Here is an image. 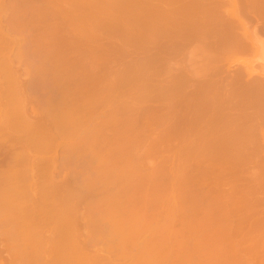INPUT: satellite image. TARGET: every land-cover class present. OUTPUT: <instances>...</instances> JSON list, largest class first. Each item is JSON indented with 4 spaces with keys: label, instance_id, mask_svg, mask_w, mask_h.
Masks as SVG:
<instances>
[{
    "label": "rangeland",
    "instance_id": "rangeland-1",
    "mask_svg": "<svg viewBox=\"0 0 264 264\" xmlns=\"http://www.w3.org/2000/svg\"><path fill=\"white\" fill-rule=\"evenodd\" d=\"M93 1L96 4H99L101 2V4H103V2H113L114 0H74V2L72 0H0V13H2L0 15H2L1 17L5 16V14L7 15L4 18H0L2 19L0 20V127L4 126L5 124L8 127L7 128L4 126L0 128V172L1 170L4 171L7 169V164L4 163L6 162V160L4 159L6 158L7 153L10 154L9 150L11 149L12 145L14 146V152L17 153H21L24 149H29L30 157L40 161V163H42L47 158H52L53 160L51 162L53 168L51 164L48 165V162L50 161H45L48 167L45 164L44 166L48 169L50 167L54 169L55 166L57 172L55 173L57 174L55 175V177L58 182H66L65 184H69L67 187L66 185H64L63 189L65 191H63L64 193L61 191L62 194L59 193L57 199H55V197H51L54 196V194H52L50 197H47L48 195L45 193L46 195L44 194L45 196L43 195L40 200L38 198V201L35 203L46 206L47 208V206H52V204L54 203L52 201L53 203L51 204V201L48 200L55 199V202L57 203H54V205H56L55 207L57 208V204L59 206V203L61 202L59 200L63 201L65 199L67 201V199L69 198H77L75 200H78L77 204L76 202H74L76 204V207L78 205V213L76 214V211L74 212V216L69 217V214L73 213L72 210L75 211V209L72 207L73 205H71L72 202L67 206L64 200V203H60L62 207L63 204H65L63 209L62 207H58L60 211L57 212L51 207L53 209L52 211L46 214L40 212L41 214L39 215V205L37 206V208L34 207L35 204L29 207L30 203L28 204L27 202H25L27 198L25 196L23 197V199L25 200L23 203L28 204L24 207H29L31 212H33L31 210L32 207H34V209H37L36 211H34V217L37 216L35 218L36 220L34 221V219L32 218L33 221L31 220V223L34 222L38 225L43 224V226L47 224V226H45V229L40 230L39 228L41 226L37 228L38 235L40 234L43 237L44 234L45 237H47L46 240L44 239V245L46 247L49 246L47 243V240H49V238L51 240L56 238L54 239L56 241L59 240V238H64V236L66 237L68 233H70L69 235H72L73 233L77 240L80 241V243L78 241L79 244H83L84 242V245H86V242L89 240L88 245H86V250L89 249L88 253H99L100 255L102 254V257L105 255L103 257L104 259L102 258V264H108L112 261H115L117 264H138L142 261L150 262L151 260H153V257H155L156 254L158 255L159 251H161V253L159 252L160 256L158 255L160 257L159 260L162 259L161 257H163L164 264H173L174 261H176L174 264H241L238 262V260H236L237 258L233 253L236 254L237 252L238 255V253L240 252V250L238 249L239 247H241V250L243 249L245 251V249H247L249 245L255 246L254 244L258 242L259 244H256V248H258V246L261 247L258 248L260 250V252L258 251L260 254H257V250L255 253H253L256 249L253 246L247 249L253 250L251 252L253 253V255L257 254V257L253 256L252 253L250 255V252L248 253L247 250L246 253L241 251L242 254L244 253L242 257L244 259L250 258L251 260L254 257L257 259L258 255L259 257L261 255L262 257H260V259H264V250L262 249L264 248V232H262L264 231V180L263 182L261 181V184H259V188H256L258 189L256 194L253 193L255 189L254 187L253 191L251 190L253 195L248 196L250 194L249 187L256 185L255 181L254 183L251 182L254 180V177L251 176L253 173L251 171L256 172V170L250 169L256 168L254 164H256L255 161L258 162L259 158V161L261 162L256 165L258 167L260 166V171L264 173V164L261 166L262 160L264 158V138L262 139L264 135H262V132L264 133V124L261 125L262 121L264 122V98H262V96H264V92L263 94L260 93L262 92L260 90H263L264 88V0H250V2L247 0L250 4V7L251 5L254 7L253 9L255 12L252 11L254 14L247 11L249 5H247V1L245 0V2L239 0L238 4L243 8V11H245L243 12V14L241 13L242 10L239 8V6H237L238 8H236L237 10L235 9L237 13L235 12V10L232 11V9H230L231 5L228 0H149L146 3H127V5L125 6H121V4H118L115 5L114 8L112 7L114 5L113 4L111 5L112 8L110 7L113 10L112 13L116 12L118 13V15H120L119 13H122V15L125 14L123 15L125 17L121 19L118 18L116 20L114 19L115 21L113 20V22L110 20V17L107 20H104L102 17L106 15H102L101 11H99L100 9H96L97 5L95 6L94 4V11L98 13H96L98 15V18L93 22L90 21L89 18V20L87 19L88 15L92 14L93 12V5L91 4ZM242 2H244V4ZM109 4L111 3L109 2ZM211 4H215V6L217 5L218 14L215 16L208 15L209 11H203L204 7H207L208 5L211 6ZM108 5L106 6L108 7ZM150 5L155 6L153 11L151 9V11H149L150 13L148 12L147 15L145 13L146 16L144 15L143 17L135 18L134 14H137L138 16V13L140 14L141 12L145 11V9ZM238 9H240L239 13ZM250 9L252 8H249V10ZM228 10L233 14L230 15L231 13H228ZM257 11L259 12L256 15L255 13ZM234 12L236 14H234ZM141 14L140 16H142ZM115 16L118 17L117 14ZM11 18L12 20H10ZM111 18H113V16ZM78 20H80L79 22H83V24L81 25V23H79V27L76 28L75 26L78 24ZM232 20H234V22ZM238 20L241 21V25L242 23L244 24V27L243 25L242 27L245 30L241 27L240 22L238 26L236 25L237 27L235 25H233L235 27L230 25V23L238 24ZM12 21L14 23L15 21H18V23H15L17 25V27L15 26L17 29L10 26L11 24H13ZM75 21L77 23L76 25L73 24L75 23ZM103 22L106 25L109 24L108 26H111L112 24L114 26L113 29L110 31L107 28L105 29V27H101L100 30H102V32H100V35H98L96 38H92L91 36L89 37L88 35L90 34L89 32H91L90 30H94L95 28L100 27ZM11 27L14 29H11ZM166 30L168 31L170 36L169 34H167ZM246 30L247 32H245ZM164 31L166 33H164ZM118 33L124 34L121 36H116ZM144 33L149 39H154L155 41H157L156 43H158L159 41L163 44H128L130 40H138L139 38H141ZM244 33L247 34L244 35ZM182 38H185L186 41ZM166 41L169 43H167ZM178 44L181 46H179ZM242 44H244L245 47L244 45L242 46ZM152 45L154 48L156 47L154 50ZM149 46L152 49H150ZM172 46L175 47L173 48ZM141 47L142 49H140ZM146 50L147 53L145 52ZM152 50L154 51V54ZM155 52L158 54V57L156 56L157 54H155ZM142 64L146 65L143 66ZM253 81H255L256 83L258 82V84L253 83L256 85H252L251 83ZM248 82L251 85L247 84L246 86V84L244 83ZM235 83H237V86H235ZM241 84L247 87V89L249 86V89H251L252 92L249 91V89L245 90L246 88L241 86ZM251 86H254V89ZM193 89H195V91ZM196 89L198 90L196 91ZM258 89L260 90L257 94V92L255 91ZM260 94L262 95L260 96ZM257 95H259L261 98L258 99L259 96L257 97ZM259 100H261L263 103L261 101L258 102ZM252 103L254 106L252 105ZM22 105H26L25 108L22 107ZM25 115L28 117L29 121L25 119L24 122ZM76 117H79V119L81 118V126L78 124V119H76ZM11 119L13 121H16V123H13V121L10 122ZM20 119L22 122H24V124L18 121ZM72 120H77L76 124L79 125V127L77 126V131H75L76 129H73L74 127L70 126ZM7 121L13 123L12 125H17L18 123L20 125H25L26 123H30V128H22V125L20 126L18 124L17 126H20L21 129L16 127L17 130L14 128L13 130L11 129L9 122ZM41 123H43L45 126ZM123 124L124 128L122 127ZM200 126H202V128ZM232 126L235 127V129H233ZM259 126H262L263 128H260ZM44 127H46V129ZM127 127H129L130 129L128 130ZM48 128L49 131L47 132ZM98 129H100L101 131L103 130L102 132L104 133H101V131ZM115 129L116 131H114ZM192 129L195 133L194 136L196 134L202 135V133L205 132H207L208 135L210 134L209 136H206L205 133V136L206 138L208 137L207 139L211 144L209 145L212 147H210L209 145L208 146L212 151L215 150L214 144L218 140V142L220 141L218 149H220L222 153H226L227 151L228 154V151L230 149L226 147L228 144H230L233 155L231 157L230 153V158L227 159L226 157L229 162L223 159L225 160V163H229L227 165H230L231 163L233 165V161L235 162L239 159L242 161V158L245 157L246 154H248L251 150L253 151L250 154H253V152L255 151L254 149H256L257 151L254 152L256 155L253 154L255 157H252L251 159L250 154L249 156L247 155L248 157L245 158L249 159L246 160L244 158L245 160H243L246 161L244 163L239 160L240 164L238 162L237 164L240 168H238L237 164L236 168L233 165L235 170L237 169L235 171L236 173H233L234 170L232 169L234 168L230 166L229 172L232 170V173L230 174L228 172L225 174V176H223L224 178L222 179L224 180L216 181L217 177L214 178V175L218 174H215L214 172H216V170H220L218 165L217 168H215L217 162L220 163V161L216 162L214 160L216 162V164H214L215 162H213V159L211 160L214 154L215 156L217 155L216 152L213 151L214 154H211V158L210 156L208 157L210 160V165L208 164L210 166V169H206V171L203 170H205L204 167H208V162L203 159L202 160L204 161V163L201 161L203 154L200 153L201 157L199 158L198 153H196L197 156L194 153V159H192L194 164L192 163V160L188 158V154L190 153H188V144L190 147L189 136ZM241 130L243 132H241ZM259 130L261 131V133L259 132ZM227 132L230 135L227 134ZM100 133L101 135L103 134V136H105L104 140L103 136H100ZM120 133L122 135L121 137L119 136ZM161 133L166 136L164 137ZM170 133H173V136H170ZM205 136H201V140H204ZM255 136L258 138H255ZM124 137L127 139H125ZM195 137L197 138L198 136L196 135ZM206 141H204V143ZM35 142H37L36 145H40L43 148L41 149V151L40 146L39 149L35 148V145L32 146V143L34 144ZM186 142L189 143L187 144ZM198 144H196V149H198L200 145L202 146V144H199V146H197ZM221 144L227 145H225L226 147L223 146L222 148L220 146ZM109 148L111 149V151ZM202 149L200 148V151L203 153L206 150V146L205 150ZM210 149H208L207 152ZM172 150H176L177 152H173ZM197 152H199V150ZM256 152L258 153V155ZM222 153L219 156H222L223 158L224 156L222 155ZM176 155L179 156L177 157ZM203 157L205 158L206 156L203 155ZM107 158L110 159V161ZM111 162H113V164ZM166 163L168 165H165ZM176 163L178 165H176ZM191 164L192 166L195 165L194 168L191 166L192 169H190L189 167ZM223 164L221 165L223 166ZM119 167H121L122 170ZM158 168L163 171L161 172ZM223 168L228 171L227 168H229V166H223ZM238 169L239 171H242L239 172ZM221 170L220 172L224 171V169L222 171ZM249 170L251 173H248ZM208 171L209 173L207 174ZM197 172H199L201 175ZM181 173L183 176L181 175ZM222 174L220 175L222 176ZM236 174H239V177ZM249 174H251L250 176L252 177V180L250 179L251 177L249 178L250 180H247V178L243 177L245 181H248L244 182L241 179L242 176L248 177ZM79 176L81 178H79ZM256 176L255 178L258 177ZM262 176L264 177V174ZM93 178H95L96 180H93ZM17 179L19 180V177L11 180H6L4 179V177H0V254L2 255V257H0V262H3L4 264H11L10 260L12 258L10 257V255L13 256L11 254V249L12 252L14 249L13 244L18 243L21 249H23L25 247L23 245L24 240L26 244V241H29L28 237H31L28 234L30 231H27L29 229L28 226L31 223H29L27 227L25 224L27 223L26 220H28V214H30L31 212L28 213L27 210L29 209L23 207L24 204H21V200H19L21 201L20 204H17L19 203V201L17 200L18 202L16 201V203L13 198V195H15L18 191V188H16V190L14 189L15 186L20 180H23L22 178L19 181H15ZM64 179H66V181H64ZM118 179H121L120 181L123 183H121ZM125 179L127 181H125ZM219 179H221V177ZM258 179L259 178H257L256 182L258 181ZM34 180L36 181L35 183H37V187H44L48 182V178L43 175L35 177ZM11 181H15L17 183L15 184L13 182L14 186L12 185V187L10 184ZM124 181L126 183H124ZM173 181L175 184L173 183ZM109 182H111V184L113 182V185H111ZM249 182H251L252 184H250ZM8 183L10 184V189L12 187V189H14L15 191L9 189V186H7ZM19 184L21 186L22 183L20 182ZM83 184L86 187H84ZM160 184L162 185V189H160L161 193L159 191V188H161ZM155 185H157V188ZM165 185L167 186V188H165ZM194 185L196 188L193 187ZM142 186L144 187V189ZM3 187H6L5 193ZM150 187L152 190L150 189ZM256 187L258 186L256 185ZM198 188L200 189L197 190ZM189 189L193 192H190ZM232 189H234V191L236 190L235 193L232 192ZM7 190H9V192H14L13 195H11L12 192L10 193L9 198L7 196V194L9 193L7 192ZM19 190L22 191L23 189ZM90 191L92 192V194ZM148 192H150V194ZM202 192H204L203 195ZM106 193L108 195H106ZM147 193L149 194V196ZM162 193L164 194L163 197L161 196L163 195ZM211 194H213V196ZM244 194L246 195V197L244 196ZM20 195L21 193L19 194L18 198H21ZM102 195L103 197H101ZM152 195L157 201H155ZM154 195L157 197H155ZM188 195H190L189 198L192 196L191 198L194 201L189 199ZM231 195L232 198L234 197L233 200H231L232 198H229V196L231 197ZM90 196L92 197L91 200ZM107 196L109 197V201H111L110 204L113 208L114 214H119L118 216H120L121 213H124L120 216L122 222L123 217L125 218V221H128V223H131L132 221L134 223V220H138L136 222H141V220H145L147 217L150 218L155 216V218L153 217L152 219L154 223L152 222L153 224L148 225V227L143 226L144 229L141 228L142 226H138L139 228H133L135 226L131 225V229H135V231H133L137 233V235L140 232L141 228L140 237L143 240L138 241L136 237H138L140 234L137 236L134 233V237L136 236V239L134 238L133 242H136L135 240H137L138 242L130 243L127 246L126 250L128 253H126L129 254L131 253V251L133 252V256H131L130 258H127V256H125L126 253L123 254L124 251H120V247H118V245L124 241V239L118 238V236L121 235L118 234V231L125 230V232L128 234V232L131 231L129 228L130 226L128 224H125L124 226L122 225L123 227H119L122 223L119 222L120 220H118L120 224L116 222L117 228L116 226L115 228H113L111 224L107 223L109 220H113L111 219L113 218V215L111 216V218L110 214L108 215V211L111 210H103V206L106 207V203H108ZM117 196L120 197V199L117 198ZM175 196L177 197L176 199ZM208 196L210 199L208 198ZM105 197L107 200L105 199ZM121 197H124V201ZM193 197H195V199ZM6 198H8V200ZM166 198L168 201L166 200ZM184 198L186 199V201L184 200ZM201 198L203 199V201ZM10 200L12 203L14 201L15 204L9 203ZM93 200L95 203L93 202ZM114 200H119V203L115 202ZM68 201L69 202L67 203L69 204L70 199ZM204 201L207 203H205ZM146 202H151V205L153 206H151L150 203H147L148 206H151L147 207V204H145ZM114 203H117V206H115ZM208 203H210V205L207 209L206 204ZM16 204L20 206H17ZM95 204H98L99 206ZM141 204H145V206L143 205V207ZM164 204H170L171 207L170 205L168 207H170V209L173 208L172 211L169 208H166L167 206H164ZM173 204L175 205L173 206ZM190 204H192L193 206H191ZM235 204H237V209ZM69 206H71L73 209ZM93 206H96L95 212H93ZM120 206L121 208L126 207V209L122 211ZM190 206L194 208L190 209ZM198 206L201 208H199ZM214 206L215 209L213 208ZM97 207H100V209ZM136 207H138V210ZM195 208H197L198 210H196ZM230 208L232 209L230 210ZM160 210L162 214L160 213ZM178 210L183 214L179 213ZM40 211H43L42 208L40 209ZM44 211H48V208L46 210L44 208ZM151 211L154 212L151 213ZM170 211L171 213H169ZM208 211H210V213ZM187 213H189L190 215H188ZM256 213L258 214V216ZM157 214L159 215L157 216ZM62 215L65 217L67 216L68 218H63ZM186 218L189 221L192 219L191 222H188ZM196 219L197 221H194ZM203 219L205 220L203 221ZM75 221L77 222V225L75 224ZM170 221L171 223L172 221L175 222L171 224ZM260 222L263 225H260ZM34 223L30 225V230L31 226L35 225ZM167 223L169 224L167 225ZM198 223H201L202 226ZM206 224H208L207 227H203L206 226ZM71 225L74 228H71ZM112 225L114 226L115 222ZM239 225L243 227V230L240 229L242 228L241 226L238 227ZM253 225H255L256 228ZM75 226L77 227L76 229ZM246 226H248L249 228ZM251 226L254 228V232L251 231ZM260 226H262V229L260 228ZM36 227L37 225L35 226V228ZM69 227L70 230H68ZM168 227L169 229H167ZM35 228L33 229L34 236L36 235ZM63 229H65L64 231H67V234L65 232H62ZM71 230L73 231L72 233ZM115 230L117 231L116 233ZM157 231L158 235L159 233H161L162 237L164 235V239L159 238L163 241L162 245L158 240L160 246L157 244L158 242L155 243V241H157V239L155 240V238L158 236L156 235ZM249 231H251L253 237H257V235H260L261 240H257L259 239L257 238L255 241H253V239L255 238L250 236L251 233ZM132 233L131 235H133ZM244 233L245 235H243ZM31 234L32 233H30V235ZM173 234L176 235L175 238H177V240L173 238ZM179 234H183L181 235L182 237ZM206 234L208 235V237L205 236ZM212 234L215 236H213ZM26 235L28 239L26 238ZM38 235L35 239L36 241L39 240L38 238H40ZM177 235L179 236V238ZM247 235L249 236V239L250 237L253 238V243H251L250 241H246L248 237ZM153 236H156L154 237L155 241L152 240ZM91 237L93 239H96V237H98L100 241H93ZM120 237H122V235ZM191 237L192 239L190 242ZM241 238H244L242 244L240 243V240H242ZM33 239L34 237H32L31 240L33 241ZM186 239L188 240V242L186 241ZM54 240L50 241V243L54 242ZM174 240L176 241L175 243ZM193 240L195 241V243ZM199 241L201 243H199ZM30 243L31 242L29 241V243L27 244L28 247H26V249L21 250V253H24L23 256H25V258H27L25 254L28 253L27 255H30L28 257L29 259L25 260L26 264H41L42 258L44 256H40V253L43 252L44 254H46L50 252L47 251L45 253L46 247L40 241L39 243H35L33 241V243H31L32 246L29 245ZM210 243L212 244L210 245ZM239 243L241 244V246ZM187 244H189V247H192H187ZM58 245H60V243H58ZM197 245L199 246L198 249ZM210 246L213 248H211ZM20 247L18 249L19 251ZM200 247L203 248L201 249ZM60 248H62V246H59V248L57 247V250ZM44 249L45 251H43ZM157 249L159 250L157 251V253L155 252V255L151 256L150 254L145 256L147 252L149 254V252L151 253L152 251H155ZM188 250L189 252H187ZM192 250L194 252H192ZM209 251L213 252L209 253ZM218 252L223 253L219 255ZM241 252L239 254H241ZM16 253L17 252L15 251V254ZM214 253L217 256L212 255ZM208 254H211L212 256ZM200 256L203 259L200 258ZM122 258L124 260H122ZM238 258L240 257L238 256ZM44 259L45 258H43V260ZM155 259L158 260L157 257L154 258V261ZM254 259L252 260L253 263ZM256 259L255 261H257ZM108 260H110L111 262H108ZM52 261L53 260L47 262L48 264H54L56 262L55 258V262L52 263ZM102 261L100 260V263ZM162 261L158 264L163 263ZM21 262L25 263L24 261ZM252 262L248 263L250 264Z\"/></svg>",
    "mask_w": 264,
    "mask_h": 264
},
{
    "label": "bare ground",
    "instance_id": "bare-ground-1",
    "mask_svg": "<svg viewBox=\"0 0 264 264\" xmlns=\"http://www.w3.org/2000/svg\"><path fill=\"white\" fill-rule=\"evenodd\" d=\"M72 1L74 2V0H72ZM102 1H103V0H102ZM104 1H106V0H104ZM114 1H115V2H114ZM114 1H113V2H112V1H106V2H103V4H101L102 2L99 3V4L102 5V7H101V5L96 4L94 1H93L92 3H91V2H90V3H91L92 5L94 4L95 6H96V5H97V6L99 5L98 7L96 6V9H100L99 11H101L102 15H106V16H107V17L104 16V17H102V18H103L104 20H107V19L110 17V20L113 22L114 19L116 20V19H118V18L121 19V18L125 17V16H123V15H125V14L122 15V13H119L120 15H118V13L115 12V13L117 14L118 17L115 16V15H116L115 13H112L113 10H112L111 8H112V7L114 8L115 5H118V4L120 5V4H121V6H125V5H127V3H128V4H129V3H130V4H133V3H146V2H148L149 0H114ZM228 1L230 2V5H231V6H230V9H232V11H234L236 8H238L237 6H239V5H238V4H239V0H228ZM242 1H244V0H242ZM245 1H247V0H245ZM245 1H244V2H245ZM248 1L250 2V0H248ZM248 1L246 2L247 5H249L247 11L253 13L252 11H254V9H253L254 7H253L252 5H251V7H250V4L248 3ZM258 1H259V0H258ZM109 2H110L111 4H109ZM244 2H242V3L244 4ZM252 2H253V1H252ZM115 3H117V4H115ZM240 3H241V2H240ZM108 4H109V5H108ZM113 4H114V5H113ZM122 4H123V5H122ZM252 4H253V3H252ZM94 5L92 6V7H93V12H92V14L88 15V17H87V19L89 18L90 21H92V22L95 21V20L98 18V15H97L98 13H97L96 11H94V10H95V6H94ZM103 5H104V6H103ZM106 5H108V7H107ZM111 5H113V6L111 7ZM254 5H255V4H254ZM257 6H258V5H257ZM259 6H260V4H259ZM100 7L103 8V9H101ZM105 7H106V8H105ZM110 7H111V8H110ZM262 7H263V5H262ZM104 8L106 9V11H105ZM154 8H155L154 5H150L149 7H147V8L145 9V11H143L144 13L141 12V13H143V14L140 13L142 16H140L139 13H138V16H137V14H134V15H135V18L143 17V16L145 15V13H146V15H147V13H148L149 11H151V9H152V11H153ZM239 8L242 10L241 13L243 14V12H245V11H243V8H242L241 6H239ZM245 8H246V7H245ZM249 8H252L253 10L250 9V10H251V11H250ZM260 8H261V7H260ZM147 9H148V10H147ZM149 9H150V10H149ZM198 9H201V8H198ZM240 9H238V13H239V10H240ZM111 10H112V11H111ZM146 10H147V11H146ZM236 10H237V9H236ZM236 10H235V12H236ZM104 11H105V12H104ZM107 11H110V12H107ZM203 11H209V14H208V15H212V16H215V15L218 14V13H217V5L215 6V4H211V6L208 5L207 7H204V8H203ZM235 12H234V14L237 13V12H236V13H235ZM254 12H255V11H254ZM258 12H259V11H257L255 14L257 15ZM96 13H97V14H96ZM103 13H104V14H103ZM149 13H150V12H149ZM228 13H231V11L228 10ZM247 13H248V12H247ZM263 13H264V12H263ZM0 14H2V13H0ZM114 14H115V15H114ZM232 14H233V13H231L230 15H232ZM253 14H254V13H253ZM14 15H15V14H14ZM14 15H13V17H14ZM108 15H109V16H108ZM134 15H133V17H134ZM146 15H145V16H146ZM237 15H238V14H237ZM248 15H249V14H248ZM256 15H255V16H256ZM1 16H2V15H0V18H4V17L7 16V15L5 14V16H3V17H1ZM11 16H12V15H11ZM112 16H113V18H111ZM7 18H8V17H7ZM16 18H17V17H16ZM105 18H106V19H105ZM89 19H88V20H89ZM91 19H92V20H91ZM236 19H237V18H236ZM236 19H235V20H236ZM242 19H243V18H242ZM0 20H2V19H0ZM7 20H8V19H7ZM10 20H12V18H11ZM13 20H15V19H13ZM115 20H114V21H115ZM240 20H241V19H240ZM240 20L237 21L238 24H235V23H234V24H233V23L231 24V23H230V25H232V26H233V25H235V26L237 25V26H238V25H239V22H240V25H241V21H240ZM79 21H80V20L77 21L78 24L76 23V21H75V23H73L74 25H76V24L78 25V26H77V25L75 26L76 28L79 27V23H81V25L83 24V22H79ZM117 21H118V20H117ZM230 21H231V20H230ZM232 21L234 22V20H232ZM107 22H108V21H107ZM242 22H243V21H242ZM0 23H1V22H0ZM12 23H13L14 25L10 23V24H11L10 26H12V27H15V26H16V27H17V25H16L15 23H18V21H17V22L15 21V23L12 21ZM21 24H22V23H21ZM245 24H246V22H245ZM22 25H23V24H22ZM108 25H109V24H108ZM108 25H106V24L103 22V24H102L100 27H97V28H95L94 30H93V29L90 30L92 33L89 32L90 34H89L88 36H89V37L91 36L92 38H93V37L96 38L98 35H100V32H102V30H100L101 27H103V28L105 27V29L107 28L108 30L111 31V30L113 29L114 26H113L112 24H111V26H108ZM242 25H243V27H244V24H243V23H242ZM242 25H241V27H242ZM232 26H231V27H232ZM235 26H233V27H235ZM237 26H236V27H237ZM12 27H11V29H14V28H12ZM16 27H15V28H16ZM18 27H19V25H18ZM21 27H22V26H21ZM239 27H240V26H239ZM243 27H242V28H243ZM226 28H227V26H226ZM229 28H230V27H229ZM16 29H17V28H16ZM18 29H19V28H18ZM243 29H244V28H243ZM244 30H245V29H244ZM77 31H78V30H77ZM166 32H167V34H169L167 30H166ZM166 32L164 31V33H166ZM173 32H174V30H173ZM245 32H247V30H246ZM81 33H82V32H81ZM183 33H184V32H183ZM123 34H124V33H118L116 36H121V35H123ZM242 34H243V33H242ZM246 34H247V33H244V35H246ZM86 35H87V33H86ZM184 35H185V34H184ZM184 35H183V36H184ZM169 36H170V34H169ZM191 36H192V35H191ZM187 37H189V36H187ZM244 37H245V36H244ZM185 38H186V37H185ZM185 38H182V39H185ZM90 39H91V38H90ZM186 39H187V38H186ZM186 39H185V41H186ZM87 40H88V39H87ZM91 41H92V40H91ZM93 41H94V39H93ZM127 41H129V40H127ZM127 41H126V43H127ZM179 41H180V40H179ZM122 42H123V41H122ZM156 42H157V41H155L154 39H152V40L149 39V38L147 37V35L144 33L143 36H142L141 38H139L138 40H130L128 44L141 43V44H144V45H145V44H154V45H155V44L160 43L159 41H158V43H156ZM162 42H163V41H162ZM166 42H167V41H166ZM183 42H184V41H183ZM167 43H169V42H167ZM173 43H174V42H173ZM173 43H172V44H173ZM160 44H163V43H160ZM170 44H171V43H170ZM185 44H186V43H185ZM185 44H184V45H185ZM125 45H126V44H125ZM165 45H166V43H165ZM168 45H169V44H168ZM168 45H167V46H168ZM178 45H179V44H178ZM208 45H209V44H208ZM243 45H244V44H242V46H243ZM128 46H130V45H128ZM158 46H159V45H158ZM167 46H166V47H167ZM170 46H171V45H170ZM170 46H169V47H170ZM176 46H177V45H176ZM179 46H181V45H179ZM202 46H203V45H202ZM120 47H122V46H120ZM131 47H132V46H131ZM145 47H146V46H145ZM152 47H153V45H152ZM160 47H161V46H160ZM162 47H164V46H162ZM172 47H173V46H172ZM174 47H175V46H174ZM174 47H173V48H174ZM214 47H215V46H214ZM214 47H213V48H214ZM244 47H245V45H244ZM132 48H133V47H132ZM149 48H150V46H149ZM155 48H156V47H155ZM155 48L153 47V50H154ZM157 48H159V47H157ZM185 48H186V47H185ZM189 48H190V47H189ZM218 48H219V47H218ZM242 48H243V47H242ZM123 49H126V48H123ZM127 49H129V48H127ZM133 49H134V48H133ZM140 49H142V47H141ZM150 49H152V48H150ZM165 49H166V48H165ZM165 49H164V50H165ZM168 49H169V48H168ZM243 49H244V48H243ZM153 50H152V52H153V54H154V51H153ZM183 50H184V49H183ZM156 51H157V50H156ZM159 51H160V50H159ZM165 51H166V50H165ZM145 52L147 53V50H146ZM145 52H144V53H145ZM161 52H162V51H161ZM163 52H164V51H163ZM167 52H168V50H167ZM132 53H133V52H132ZM158 53H159V52H158ZM169 53H170V52H169ZM127 54H128V53H127ZM155 54H157V53L155 52ZM138 55H139V54H138ZM174 55H175V54H174ZM150 56H151V55H150ZM153 56H154V55H153ZM156 56L158 57V54H157ZM166 56H167V55H166ZM168 56H169V54H168ZM139 57H141V56H139ZM136 58H138V57H136ZM136 58H135V60H136ZM142 58H143V56H142ZM165 58H166V57H165ZM133 59H134V58H133ZM161 59H162V58H161ZM167 59H168V58H167ZM88 60H89V59H88ZM145 60H146V59H145ZM153 60H154V59H153ZM155 60H156V59H155ZM131 61H132V60H131ZM90 62H91V61H90ZM163 62H164V61H163ZM145 63H146V61H145ZM85 64H86V63H85ZM138 64H139V63H138ZM142 65H143V64H142ZM145 65H146V64H145ZM145 65H143V66H145ZM89 66H90V65H89ZM87 67H88V66H87ZM140 67H141V66H140ZM124 68H125V67H124ZM141 68H142V67H141ZM143 69H144V68H143ZM147 71H148V70H147ZM142 74H144V73H142ZM125 79H126V78H125ZM233 81H234V80H233ZM238 81H239V80H238ZM117 82H118V81H117ZM126 82H127V81H126ZM240 83H241V81H240ZM250 83H251V82H250ZM253 83H256L255 81H253L251 84H252V85H256V84H258V82H257L256 84H253ZM242 84H243V83H242ZM242 84H241V86H243ZM244 84H246V86H247V84H249V82H248V83H244ZM251 84H249V85H251ZM116 85H117V84H116ZM195 85H196V84H195ZM200 85H201V83H200ZM198 86H199V85H198ZM235 86H237V83H235ZM199 87H200V86H199ZM238 87H240V86H238ZM243 87L246 88L245 90H248V89L250 88L249 86H248V89H247V87H245V86H243ZM251 87H252V86H251ZM253 87H254V86H253ZM253 87H252V88H253ZM255 87H256V86H255ZM234 88H235V87H234ZM253 89H254V88H253ZM260 89H261V88H260ZM260 89L256 90L255 92H257V94H258V93H259L258 91H259ZM193 90L195 91V89H193ZM197 90H198V89H196V91H197ZM200 90H201V89H200ZM249 91H251V89H249ZM260 91H262V92H260V93L263 94V92H264V88H263V90H260ZM245 92H246V91H245ZM251 92H252V91H251ZM253 93H254V92H253ZM231 94H232V93H231ZM262 94H260V96H261ZM8 95H9V94H8ZM263 95H264V94H263ZM253 96H254V95H253ZM255 96H256V95H255ZM258 96H259V95H257V97H258ZM260 96H259L258 99L261 98ZM227 97H228V96H227ZM229 97H230V96H229ZM262 98H264V96H262ZM258 99H257V100H258ZM229 100H230V99H229ZM250 100H251V99H250ZM230 101H231V100H230ZM238 101H239V100H238ZM260 101H261V100H259L258 102H260ZM24 102H25V101H24ZM253 102H254V101H253ZM261 102H262V101H261ZM250 103H251V102H250ZM262 103H263V102H262ZM23 104H24V103H23ZM252 105H253V103H252ZM252 105H251V106H252ZM25 106H26V105H25ZM25 106L22 105V107H24V108H25ZM253 106H254V105H253ZM247 107H248V106H247ZM261 108H262V107H261ZM146 110H147V109H146ZM258 110H259V108H258ZM261 110H262V109H261ZM255 111H256V110H255ZM263 111H264V110H263ZM198 112H199V111H198ZM261 112H262V111H261ZM261 112H259V113H261ZM196 114H197V113H196ZM252 114H253V113H252ZM252 114H250V115H252ZM256 114H257V112H256ZM190 116H191V115H190ZM192 116H193V115H192ZM261 116H262V115H261ZM26 117H27V116L25 115V116H24V122H25V119L29 121L28 117H27V118H26ZM194 117H195V116H194ZM194 117H193V118H194ZM201 117H202V116H201ZM189 118H190V117H189ZM259 118H260V116H259ZM261 118H262V117H261ZM22 119H23V118H22ZM73 119H74V118H73ZM76 119H78V124L81 126V120H80L81 118L79 119V117H76ZM8 120H9V119H8ZM79 120H80V121H79ZM187 120H188V118H187ZM189 120H190V119H189ZM199 120H200V119H199ZM233 120H235V119H233ZM11 121H13V120L11 119L10 122H11ZM18 121H19V122H22L21 119L18 120ZM18 121H17V123H18ZM41 121H42V119H41ZM83 121H85V120H83ZM197 121H198V120H197ZM201 121H203V120H201ZM7 122H9V121H7ZM10 122H9V124H10V126H11V129H13V128L16 129V127H17V128H20L21 125H22V128H23V127L30 128V123H29V124L26 123L27 125H29V126H27L26 124L23 125L24 122H22L23 124L20 125V124L18 123L20 126H17L18 124H17V125H16V124L12 125L13 123H16V121H13V123H10ZM76 122H77V120H72V123H71V125H70L71 127H74V128H73L74 130L76 129L75 131H77V130H78V127H79V125H77ZM79 122H80V123H79ZM192 122H193V120H192ZM5 123H6V122H5ZM127 123H128V122H127ZM188 123H189V122H188ZM196 123H198V122H196ZM196 123H195V125H196ZM200 123H201V122H200ZM203 123H204V122H203ZM9 124H8V126H9ZM41 124H43V123H41ZM72 124H73V125H72ZM74 124H75V126H74ZM85 124H86V123H85ZM142 124H143V123H142ZM190 124H191V123H190ZM260 124H261V122H260ZM263 124H264V122L262 121V124H261V125H263ZM43 125H44V124H43ZM43 125H42V127H43ZM147 125H148V124H147ZM193 125H194V124H193ZM197 125H198V124H197ZM201 125H203V124H201ZM245 125H246V124H245ZM4 126L7 127L6 124H5ZM4 126H1L0 128H2V127H4ZM34 126H35V125H34ZM37 126H38V125H37ZM40 126H41V125H40ZM40 126H39V127H40ZM44 126H45V125H44ZM77 126H78V127H77ZM119 126H120V125H119ZM123 126H124V124L122 125V127H123ZM76 127H77V128H76ZM104 127H105V126H104ZM107 127H108V126H107ZM112 127H114V126H112ZM125 127H126V126H125ZM145 127H146V126H145ZM192 127H193V126H192ZM200 127L202 128V126H200ZM232 127H233V126H232ZM237 127H238V126H237ZM237 127H236V128H237ZM239 127H240V126H239ZM243 127H244V126H243ZM246 127H247V126H246ZM252 127H253V126H252ZM259 127H260V126H259ZM263 127H264V126H263ZM263 127L261 126L260 128H263ZM7 128H8V127H7ZM34 128H35V127H34ZM44 128L46 129V127H44ZM109 128H110V127H109ZM123 128H124V127H123ZM123 128H122V129H123ZM188 128H189V127H188ZM219 128H220V127H219ZM256 128H257V126H256ZM260 128H259V129H260ZM14 129H13V130H14ZM20 129H21V128H20ZM42 129H43V128H42ZM120 129H121V128H120ZM127 129L129 130L130 128L127 127ZM190 129H191V128H190ZM195 129H196V128H195ZM203 129H204V128H203ZM215 129H216V128H215ZM227 129H228V128H227ZM233 129H235V127H233ZM9 130H10V128H9ZM16 130H17V129H16ZM98 130H100V129H98ZM107 130H108V129H107ZM204 130H205V129H204ZM217 130H218V129H217ZM243 130H245V129H243ZM247 130H248V129H247ZM253 130H254V129H253ZM257 130H258V129H257ZM260 130H261V129H260ZM260 130H259V132L261 133L262 130H261V131H260ZM42 131H43V130H42ZM48 131H49V128L47 129V132H48ZM100 131H101V130H100ZM102 131H103V130H102ZM102 131H101V133H104V132H102ZM112 131H113V128H112ZM114 131H116V129H115ZM123 131H124V130H123ZM126 131H127V130H126ZM126 131H125V132H126ZM192 131H193V129H192L191 132H190L191 134L188 133V134H190V136H189V137H190V138H189V140H190V141H189V142H190V147H189V144H188L189 142H188V143L186 142V143L188 144V148H189V149H188V153L190 152L188 155H189L190 157L192 156L191 158L188 156L189 159H191V160L194 159V158H193V157H194V156H193L194 153H195V154L198 153L199 158H200V157H201L200 153H201V154H203V155L206 156V157H205L206 159H205V158L203 157V155H202L201 161H202L203 163H204L203 160L207 161V162H208L207 165H208V164H209V161H210L208 157L210 156V158H211V156L214 154V152H216V154H217L216 156H217V157H216L215 154H214L213 157L211 158V160L213 159V162H215V161H216V162H217V161H220V163L217 162V164H216V162H215V163H214V164H216V167H215V168H217V165H218L219 169L221 170V166H222L221 164H223V162H224V164H223L224 167H225V166H227V167L229 166V168H227L228 171H226V169L223 168V166H222V170L224 169V171H222V170H221V171L223 172L224 175L222 174V172H220L219 169H218L219 171L216 170V172H214V170H213V172H214L215 174H218V175H214V178L217 177L216 181H217V180H218V181H219V180H224V179H222V178H224L223 176H225V174L229 172V170H230V166L233 167V168H234V166H235V168L238 166V168H240L239 165L237 164V162L240 164V161H241L240 159H239L240 161H239V160L235 161L236 163L233 161V165H234V166L232 165V163H231L230 165H227V164H229V163H227V162H229V160H227V159L230 158L229 154L231 153V157H232V155H233V154H232V151H231V148H230V144H228V145L225 144V145H227V147H226L225 145H222V144L220 145L222 148H223V146H224V147L230 149V150L228 151V152H229L228 154H227V151H226V153H222V151H220V149H218V148H219L218 145L220 144V141L218 142V140H217V138H216L217 141H216V143L214 144V146H215V150H213V151H214V152H213V151L210 149V147H212V146H210L211 144L209 143V140L207 139L208 137L206 138V136H209L210 134L208 135L207 132H205V133H206V136H205V133H202V135H198V134H196V135L198 136V137L196 138V137H195L196 135L194 136V134H195L194 131H193V132H192ZM198 131H199V130H198ZM198 131H197V132H198ZM222 131H223V130H222ZM224 131H225V130H224ZM230 131H231V130H230ZM234 131H235V130H234ZM248 131H249V130H248ZM263 131H264V130H263ZM44 132H46V131H44ZM118 132H119V131H118ZM202 132H203V131H202ZM208 132H209V129H208ZM213 132H214V131H213ZM215 132H216V131H215ZM235 132H236V131H235ZM241 132H243V131L241 130ZM95 133H96V132H95ZM101 133H100V136H103V134L101 135ZM166 133H167V131H166ZM166 133H165V134H166ZM186 133H187V132H186ZM218 133H219V131H218ZM255 133H256V132H255ZM97 134H98V133H97ZM118 134H119V133H118ZM122 134H123V133H122ZM125 134H126V133H125ZM161 134H163V133H161ZM161 134H160V137H161ZM172 134H173V133H172ZM172 134L170 133V136H173ZM200 134H201V133H200ZM216 134H217V133H216ZM227 134H229V133L227 132ZM238 134H239V133H238ZM263 134H264V133L262 132V135H263ZM77 135H78V134H77ZM106 135H107V134H106ZM203 135L205 136V139H204V140H201V136H203ZM212 135H213V134H212ZM214 135H215V134H214ZM229 135H230V134H229ZM246 135H247V133H246ZM258 135H259V134H258ZM119 136H120V137L122 136L121 133H120ZM123 136H124V135H123ZM126 136H127V135H126ZM163 136H164V134H163ZM165 136H166V135H165ZM165 136H164V137H165ZM216 136H217V135H216ZM219 136H220V134H219ZM227 136H228V135H227ZM234 136H235V134H234ZM243 136H244V134H243ZM78 137H79V135H78ZM104 137H105V136H103V140H104ZM158 137H159V136H158ZM174 137H175V136H174ZM194 137H195V140H194ZM212 137H213V136H212ZM217 137H218V136H217ZM231 137H232V136H231ZM241 137H242V134H241ZM35 138H36V137H35ZM79 138H80V137H79ZM82 138H83V137H82ZM99 138H100V137H99ZM101 138H102V137H101ZM124 138H125V137H124ZM224 138H225V137H224ZM236 138H237V137H236ZM255 138H258V137L255 136ZM255 138H253V139H255ZM263 138H264V135H263L262 139H263ZM122 139H123V138H122ZM125 139H127V138H125ZM185 139H186V138H185ZM202 139H203V138H202ZM206 139H207V141H206ZM214 139H215V138H214ZM98 140H99V139H98ZM100 140H101V139H100ZM187 140H188V138H187ZM227 140H228V139H227ZM239 140H240V139H239ZM155 141H156V140H155ZM195 141H196V142H195ZM197 141H198V142L201 141V142H199V144H202V146H203L205 143H207V144H205L203 147L200 145V147H199V148L197 147L198 149H196V144H198ZM204 141H206V142L204 143ZM228 141H229V140H228ZM231 141H232V140H231ZM101 142H102V141H101ZM122 142H123V141H122ZM194 142H195V146H194ZM217 142H218V144H217ZM226 142H227V141H226ZM232 142H233V141H232ZM235 142H236V141H235ZM36 143H37V142H35L34 144L32 143V146L35 145L34 147L37 148V149H39V146H40V145H36ZM125 143H126V142H125ZM223 143H224V142H223ZM119 144H121V143H119ZM187 144H186V145H187ZM199 144H198L197 146H199ZM209 144H210V145H209ZM233 144H234V143H233ZM30 145H31V144H30ZM208 145H209L210 147H209ZM235 145H236V144H235ZM37 146H38V147H37ZM74 146H75V145H74ZM118 146H119V145H118ZM121 146H122V145H121ZM167 146H168V145H167ZM205 146H206V150H205ZM214 146H213V147H214ZM217 146H218V147H217ZM231 146H232V145H231ZM40 147H41V146H40ZM79 147H81V146H79ZM194 147H195V149H194ZM221 147H220V148H221ZM255 147H256V146H255ZM13 148H14V146L12 145L11 149L9 150V151H10V154L7 153L6 158L4 159V160H6V162H4V163L7 164V169L4 170V171L1 170V172H0V177H4V179H6V180H11V179H14V178L16 179L17 177H19V180L23 178L24 181H23V180H20V181H19L18 179L15 180V181H19L18 183L15 182V181H11V183H10L11 186L13 185V182H14L15 184L17 183V185L15 186L14 189L16 190V188H18V189H17L18 191L16 192L15 195H13L14 192H12V191L14 190V189H12V187H13L14 185H13V186L11 187V189H10V184H9V183H8L9 185L7 184V186H9V189L12 190V191H11L12 193L9 192V190H7V192H9L8 194L6 193L7 196H8V198H9V195H10V193H11V195L14 196L13 198H14L15 202H16L17 200H18V201L21 200V201H22L21 204H24L23 202H24L25 200L23 199V197L25 196V197L27 198V199L25 198V199H26L25 202H27L28 204L30 203V204H29V207H30V206H33V204H35L34 207L37 208V206H38L39 204H38V203H35V202L38 201V198H39V200H40V198H42V196H43L45 193L48 195L47 197H50L52 194H54V196H51V197H55V199H57L59 193L62 194L61 191H62V192L65 191V190L63 189L64 185H66V187H67L69 184H65L66 182H65V183H64V182H63V183H59L58 180L56 179L55 175H57V174H55V173H57V172H56L55 166H54V169H52V168H53V165H52V162H51V161L53 160L52 158H50V159H49V158L45 159V160L42 162V163H43V164H42V163H40V161H38V160L33 159V158L30 157V155H29V152H30L29 149H24L21 153H17V152H14ZM77 148H78V147H77ZM174 148H175V147H174ZM185 148H186V147H185ZM200 148H201V149L203 148L202 150H205V151L202 153V152L200 151ZM207 148L210 149V150L208 151L210 154L207 152V150H208ZM232 148H233V147H232ZM41 149H43V148L41 147V148H40V151H41ZM109 149H110V148H109ZM216 149H217V150H216ZM258 149H259V148H258ZM112 150H113V149H112ZM185 150H187V149H185ZM198 150H199V152H197ZM224 150H225V149H224ZM227 150H228V149H227ZM234 150H235V149H234ZM254 150L257 151L256 149H254ZM75 151H76V150H75ZM79 151H81V150H79ZM110 151H111V149H110ZM172 151L175 152L176 150H172ZM179 151H180V150H179ZM182 151H183V149H182ZM219 151H220V153H219ZM249 151H250V150H249ZM252 151H253V150H251L248 154H246L245 157H248L249 154H250ZM255 151H254V152H255ZM77 152H78V151H77ZM176 152H177V151H176ZM180 152H181V151H180ZM254 152H253V154H255ZM258 152H259V151H258ZM184 153H185V152H184ZM218 153H219V154H218ZM221 153H222V155L224 156L223 158H222V156H221V157L219 156V155H221ZM233 153H234V152H233ZM256 153H257V152H256ZM73 154H75V153H73ZM79 154H80V153H79ZM177 154H178V153H177ZM206 154H207V155H206ZM211 154H212V155H211ZM224 154H225L226 156H225ZM253 154H250V159H251L252 157H255ZM227 155H228V156H227ZM247 155H248V156H247ZM252 155H253V156H252ZM255 155H256V154H255ZM257 155H258V153H257ZM75 156H76V155H75ZM176 156H177V155H176ZM178 156H179V155H178ZM178 156H177V157H178ZM186 156H187V155H186ZM196 156H197V154H196ZM196 156H195V157H196ZM214 156H215V158H214ZM218 156H219L220 158H219ZM174 157H175V156H174ZM180 157H181V156H180ZM226 157H227V159H226ZM245 157L242 158V161H241L242 163L246 162V161H244L245 159H246V160L249 159V158H245ZM257 157H258V156H257ZM244 158H245V159H244ZM107 159H108V158H107ZM107 159H106V160H107ZM202 159H203V160H202ZM218 159H219V160H218ZM223 159L227 160V162L225 163V160H223ZM243 159H244V160H243ZM254 159H255V158H254ZM4 160H3V161H4ZM108 160L110 161V159H108ZM108 160H107V161H108ZM111 160H112V159H111ZM116 160H118V159H116ZM121 160H122V159H121ZM123 160H124V159H123ZM191 160H189V161H191ZM214 160H215V161H214ZM221 160H222V163H221ZM231 160H232V159H231ZM259 160H260V158L258 159V162L255 161L256 164H258V163L261 162V161H259ZM261 160H262V159H261ZM3 161H2V162H3ZM45 161H50V162H51V163L48 162V165H49V164L52 165V168L49 166L51 169H50V168H49V169L47 168L48 165H46L47 163H45ZM103 161H104V159H103ZM113 161H114V160H113ZM124 161H125V160H124ZM124 161H123V163H124ZM196 161H197V160H196ZM163 162H164V161H163ZM163 162H162V163H163ZM167 162H168V159H167ZM197 162H198V161H197ZM263 162H264V158H263V160H262L261 166L264 164ZM111 163L113 164V162H111ZM115 163H116V162H115ZM173 163H174V162H173ZM179 163H181V162H179ZM192 163L194 164L193 160H192ZM234 163H235V164H234ZM44 164H45L47 167H45ZM125 164H126V162H125ZM163 164H164V163H163ZM197 164H199V163H197ZM236 164H237V166H236ZM256 164H254V165L256 166V168H253V169H250V170H256V172H255V171H251V172H253V173L255 174V176H256L257 174H259V175H257L258 177H257V176H256V177L259 178V179L261 178L262 180L260 179V181H259V179H258V181L256 182L257 178H255V176H254L253 173H252V175L249 174L248 177H246V176H242V175H241V176H242L241 179H242L244 182H246L247 180H250V179L252 180V177H254V180L251 181V182L254 183V181H255V184L258 186V187H256V185H254V184H253L254 186H250V187L248 186L249 189H250V191H249V189H248V191L250 192V194L248 193V194H249L248 196L253 195V193L256 194V192H257V190H258V189H256V188H259V186H260L259 184H261V183L263 182V180H264V179H263L264 177L262 176L264 173L260 171V166L258 167ZM161 165H162V164H161ZM165 165H168V164L166 163ZM176 165H178V164L176 163ZM209 165H210V164H209ZM209 165H208L209 168H208L206 165H204V166H206V167H204L205 170H203V171H206V169H210V166H209ZM121 166H122V165H121ZM125 166H127V165H125ZM125 166H124V168H125ZM191 166H192V164L189 166L190 169H192ZM194 166H195V165H194ZM194 166H192V167L194 168ZM255 166H254V167H255ZM160 167H161V166H160ZM171 167H172V166H171ZM56 168H57V167H56ZM119 168H121V167H119ZM163 168H164V165H163ZM163 168H162V169H163ZM235 168H234V169L231 168L232 170H234L233 173L237 170V169L235 170ZM258 168H259V169H258ZM158 169H159V168H158ZM178 169H179V167H178ZM178 169H177V170H178ZM190 169H189V170H190ZM212 169H213V168H212ZM118 170H120V169H118ZM121 170H122V168H121ZM123 170H124V169H123ZM159 170H160V169H159ZM159 170H158V172H159ZM184 170H185V169H184ZM184 170H183V171H184ZM194 170H195V169H194ZM194 170H193V171H194ZM201 170H202V169H201ZM232 170H231V171H232ZM250 170L248 171V173H251ZM160 171H161V170H160ZM162 171H163V170H162ZM162 171H161V172H162ZM171 171H172V170H171ZM173 171H174V170H173ZM187 171H188V170H187ZM231 171L229 172L230 174L232 173ZM238 171H239V169H238ZM238 171H237V172H238ZM241 171H242V170H240L239 172H241ZM119 172H120V171H119ZM175 172H176V171H175ZM217 172H220V173H217ZM245 172H246V171H245ZM257 172H258V173H257ZM121 173H122V171H121ZM186 173H187V172H186ZM186 173H185V174H186ZM189 173H190V171H189ZM193 173H194V172H193ZM197 173H199V172H197ZM208 173H209V171L207 172V174H208ZM235 173H236V172H235ZM262 173H263V174H262ZM109 174H111V173H109ZM159 174H160V173H159ZM171 174H172V173H171ZM177 174H178V173H177ZM199 174H200V173H199ZM220 174H222V176H221ZM240 174H241V173H240ZM261 174H262V175H261ZM39 175H40V176L43 175V176H46V177L48 178V182L46 183V185H45L44 187H40V186L37 187V186H36L37 183H35L36 181H35L34 179H35V177H37V176H39ZM116 175H117V174H116ZM125 175H126V174H125ZM175 175H176V174H175ZM175 175H174V176H175ZM181 175H182V173H181ZM181 175H180V176H181ZM195 175H196V174H195ZM195 175H194V176H195ZM197 175H198V174H197ZM200 175H201V174H200ZM205 175H206V174H205ZM211 175H212V174H211ZM234 175H235V174H234ZM234 175H233V176H234ZM236 175L238 176L239 174H236ZM250 175H251L252 177H251ZM83 176H84V175H83ZM86 176H87V175H86ZM163 176H164V175H163ZM169 176H170V175H169ZM182 176H183V175H182ZM182 176H181V177H182ZM188 176H189V175H188ZM218 176H219V178L221 177V179H219ZM233 176H232V177H233ZM259 176H261V177H259ZM21 177H22V178H21ZM103 177H104V176H103ZM110 177H111V176H110ZM115 177H116V176H115ZM115 177H114V178H115ZM127 177H128V176H127ZM192 177H193V176H192ZM238 177H239V176H238ZM243 177H244V178H247V180L245 181V179H243ZM250 177H251V178H250ZM262 177H263V178H262ZM79 178H81V177L79 176ZM82 178H83V177H82ZM85 178H86V177H85ZM91 178H92V177H91ZM91 178H90V179H91ZM96 178H97V177H96ZM107 178H108V177H107ZM112 178H113V176H112ZM118 178H119V177H118ZM170 178H171V177H170ZM170 178H169V179H170ZM174 178H175V177H174ZM199 178H200V177H199ZM204 178H205V177H204ZM249 178H250V179H249ZM88 179H89V178H88ZM94 179H95V178H93V180H94ZM98 179H99V178H98ZM103 179H104V178H103ZM105 179H106V178H105ZM196 179H197V178H196ZM208 179H210V178H208ZM93 180H91V181H93ZM95 180H96V179H95ZM112 180H113V179H112ZM118 180H119V179H118ZM118 180H117V181H118ZM120 180H121V179H120ZM120 180H119V181H120ZM162 180H163V178H162ZM199 180H200V179H199ZM235 180H236V179H235ZM242 180H241V182H242ZM64 181H66V179H64ZM101 181H102V180H101ZM114 181H116V180H114ZM125 181H127V180L125 179ZM125 181H124V183H126ZM159 181H160V180H159ZM159 181H158V182H159ZM166 181H167V179H166ZM166 181H165V182H166ZM175 181H176V180H175ZM193 181H194V180H193ZM233 181H234V180H233ZM237 181H238V180H237ZM261 181H262V182H261ZM6 182H7V181H6ZM20 182H21L23 185L21 184V186H20V184H19ZM61 182H62V181H61ZM95 182H96V181H95ZM97 182H99V181H97ZM120 182H121V181H120ZM168 182H169V181H168ZM168 182H167V183H168ZM170 182H171V181H170ZM191 182H192V181H191ZM196 182H197V181H196ZM198 182H199V181H198ZM234 182H235V181H234ZM247 182H248V181H247ZM251 182H249V183L252 184ZM258 182H259V183H258ZM88 183H89V180H88ZM109 183L111 184V182H109ZM121 183H123V182H121ZM121 183H120V185H121ZM160 183H161V182H160ZM173 183H174V181H173ZM180 183H181V180H180ZM185 183H186V182H185ZM194 183H195V182H194ZM200 183H201V182H200ZM231 183H232V181H231ZM235 183H236V182H235ZM257 183H258V184H257ZM26 184H28V185H26ZM158 184H159V183H158ZM174 184H175V183H174ZM24 185H25V186H24ZM83 185H84V184H83ZM91 185H92V183H91ZM103 185H104V184H103ZM111 185H113V182H112ZM115 185H116V184H115ZM143 185H144V184H143ZM160 185H161V184H160ZM160 185H159V186H160ZM188 185H189V184H188ZM192 185H193V183H192ZM199 185H200V184H199ZM236 185H237V184H236ZM3 186H4V185H3ZM17 186H20V187H17ZM93 186H94V185H93ZM155 186H156V188H157V185H155ZM165 186H166V185H165ZM180 186H181V184H180ZM200 186H201V185H200ZM234 186H235V185H234ZM84 187H86V186L84 185ZM89 187H90V186H89ZM98 187H99V186H98ZM111 187H112V186H111ZM119 187H120V186H119ZM122 187H123V184H122ZM142 187H143V186H142ZM153 187H154V186H153ZM174 187H175V186H174ZM188 187H189V186H188ZM193 187H195V185H194ZM196 187H197V184H196ZM196 187H195V188H196ZM254 187H255L256 191H255V189H254V192L252 193ZM5 188H6V187H3V189H4V193L6 192ZM37 188H38V189H37ZM103 188H104V187H103ZM103 188H102V189H103ZM108 188H109V187H108ZM156 188H155V189H156ZM165 188H167V186H166ZM176 188H177V187H176ZM182 188H183V187H182ZM232 188H233V187H232ZM251 188H252V189H251ZM19 189H21V190L23 189V190L20 191ZM62 189H63V190H62ZM88 189H89V188H88ZM93 189H94V187H93ZM109 189H110V188H109ZM113 189H114V188H113ZM143 189H144V187H143ZM150 189H151V187H150ZM160 189H162V185H161V188H159V191H160ZM173 189H174V188H173ZM180 189H181V188H180ZM199 189H200V188H198L197 190H199ZM246 189H247V188H246ZM15 190H14V191H15ZM66 190H67V188H66ZM151 190H152V189H151ZM189 190H190V189H189ZM193 190H194V189H193ZM195 190H196V189H195ZM202 190H203V189H202ZM230 190H231V189H230ZM232 190H233L232 192L235 193L236 190H235V191H234V189H232ZM251 190H252V191H251ZM91 191H92V190H91ZM91 191H90V192H91ZM95 191H96V190H95ZM99 191H101V190H99ZM145 191H146V190H145ZM149 191H150V190H149ZM176 191H177V190H176ZM204 191H205V190H204ZM245 191H246V190H245ZM248 191H247V192H248ZM22 192H23V193H22ZM108 192H109V191H108ZM125 192H126V191H125ZM125 192H123V193H125ZM131 192H132V191H131ZM134 192H135V191H134ZM146 192H147V191H146ZM169 192H170V190H169ZM190 192H193V191L190 190ZM210 192H211V191H210ZM216 192H217V191H216ZM20 193H21V195H20L21 198H20V197L18 198V196H19ZM24 193H25V194H24ZM63 193H64V192H63ZM117 193H118V190H117ZM121 193H122V192H121ZM135 193H136V192H135ZM138 193H139V191H138ZM142 193H143V192H142ZM148 193L150 194V192H148ZM148 193H147V194H148ZM160 193H161V191H160ZM160 193H159V194H160ZM194 193H197V192H194ZM203 193H204V192H202V195H203ZM17 194H18V195H17ZM46 194H45V195H46ZM91 194H92V192H91ZM111 194H113V193H111ZM140 194H141V193H140ZM149 194H148V196H149ZM162 194H163V193H162ZM164 194H165V192H164ZM164 194L161 195V196L163 197ZM176 194H177V193H176ZM215 194H216V193H215ZM245 194H246V193H245ZM245 194H244V196L246 197ZM45 195H44V196H45ZM74 195H75V194H74ZM106 195H108V194L106 193ZM118 195H119V194H118ZM135 195H136V194H135ZM167 195H168V194H167ZM172 195H175V194H172ZM211 195L213 196V194H211ZM233 195H234V194H233ZM137 196H138V195H137ZM154 196H155V195H154ZM177 196H178V195H177ZM189 196H190V195H188V198H189ZM198 196H200V195H198ZM234 196H235V195H234ZM11 197H12V196H11ZM15 197H16V198H15ZM101 197H103V195H102ZM107 197H108V196H107ZM133 197H134V196H133ZM142 197H143V196H142ZM152 197H153V195H152ZM155 197H157V196H155ZM158 197H159V196H158ZM173 197H174V196H173ZM179 197H180V195H179ZM179 197H178V198H179ZM191 197H192V196H191ZM191 197H190L189 199L192 200ZM218 197H219V196H218ZM227 197H228V196H227ZM8 198H6V199L8 200ZM91 198H92V197L90 196V200H91ZM96 198H97V197H96ZM117 198L120 199V197H118V196H117ZM121 198H122V197H121ZM123 198H124V197H123ZM123 198H122V199H123ZM135 198H136V197H135ZM135 198H134V199H135ZM148 198H150V197H148ZM153 198H154V197H153ZM160 198H161V197H160ZM176 198H177V197L175 196V199H176ZM193 198L195 199V197H193ZM202 198H203V197H202ZM202 198H201V199H202ZM208 198H209V196H208ZM229 198H232V195H231V197L229 196ZM233 198H234V197H233ZM233 198H232L231 200H233ZM257 198H258V197H257ZM11 199H12V198H11ZM22 199H23V200H22ZM55 199H54V200H48V201H51V204H52L53 202H54V203H57V202H55ZM69 199H70V203L68 204L67 202H69V201H68ZM69 199H67V201L64 199L65 201H64V200H63V201L66 202L65 204H66L67 206L70 205L71 202H72L71 205H73L72 207L75 209V211L72 210L73 208H72L71 206H69V207L72 208L71 210L73 211V213L69 214V217H70V216H74V214H75L74 212L77 211V207H78V205H77V207H76V204H77L78 200H75V199H77V198H75V199H73V198H69ZM71 199H72V200H71ZM105 199H106V197H105ZM113 199H114V196H113ZM115 199H116V198H115ZM143 199H144V198H143ZM146 199H147V198H146ZM154 199H155V198H154ZM154 199H153V200H154ZM162 199H163V198H162ZM196 199H197V198H196ZM209 199H210V198H209ZM238 199H239V198H238ZM88 200H89V199H88ZM106 200H107V199H106ZM106 200H105V201H106ZM141 200H142V199H141ZM160 200H161V199H160ZM166 200H167V198H166ZM184 200L186 201L185 198H184ZM229 200H230V199H229ZM241 200H242V199H241ZM18 201H17V202H18ZM21 201H19V203H17V202H16V203H17V204H20ZM52 201H53V202H52ZM56 201H57V200H56ZM59 201L63 202L62 200H59ZM59 201H58V202H59ZM102 201H103V200H102ZM114 201H115V202H118L119 200H118V201H117V200H114ZM123 201H124V199H123ZM133 201H134V200H133ZM146 201H147V200H146ZM148 201H149V200H148ZM155 201H157V200L155 199ZM164 201H165V200H164ZM167 201H168V200H167ZM178 201H179V200H178ZM187 201H188V199H187ZM192 201H194V200H192ZM192 201H191V202H192ZM195 201H197V200H195ZM202 201H203V199H202ZM202 201H201V202H202ZM205 201H206V197H205ZM205 201H204V202H205ZM7 202H9V201H7ZM15 202L13 201V203H12L11 200H10L9 203H11V204H15ZM61 202H60V203H61ZM64 202H63V203H64ZM74 202H76V204H75ZM93 202H94V200H93ZM96 202H97V201H96ZM112 202H113V201H112ZM139 202H140V201H139ZM141 202H142V201H141ZM144 202H145V201H144ZM160 202H161V201H160ZM162 202H163V201H162ZM176 202H177V200H176ZM208 202H209V201H208ZM27 203H25V204L23 205V207L26 206V205H28ZM54 203L52 204V206H47L48 211H44V208H45V210L47 209L46 206L39 205V207H38V208H39V209H38V211H39V215H40L42 212H43V214H44V213H45V214H46V213H49V212L52 211L53 209L56 210L57 212L60 211L59 208L62 207V206L60 205V203H59V206H58V204H57V208L55 207L56 205H54ZM94 203H95V202H94ZM108 203H109V204H108ZM108 203H106V205H107L106 207L103 206L104 209H103L102 207H101V208H102L103 210L107 209V211H108V209L111 210V211H108V215L110 214V218H111V216L113 215V218H111V219H113V220H112V221L109 220L107 223H108V224H111V226H112L113 228H115V226H116V228H117L116 222H117V223L122 222L121 219H120V218H121L120 216H121L122 214H124V213H121L120 216H118L119 214H117V215L114 214L113 208L111 207V204H110L111 201H109V197H108ZM118 203H119V202H118ZM133 203H134V202H133ZM133 203H132V205H133ZM147 203H148V204L150 203V205L152 204L151 202H146L145 204H147ZM157 203H158V202H157ZM157 203H156V204H157ZM164 203H165V202H164ZM192 203H193V202H192ZM199 203H200V202H199ZM205 203H207V202H205ZM228 203H230V202H228ZM234 203H235V201H234ZM236 203H238V202H236ZM254 203H255V202H254ZM17 204H16V205H17ZM61 204H62V203H61ZM65 204H63V207H64ZM114 204H115V203H114ZM116 204H117V203H116ZM116 204H115V206H117ZM135 204H136V203H135ZM135 204H134V205H135ZM145 204H143V205L145 206ZM148 204L146 205L147 207H151V206H153V205H151V206L149 205V206H148ZM153 204H154V203H153ZM166 204H167V203H166ZM166 204H164V206H165ZM175 204H176V203H175ZM175 204H173V206H174ZM177 204H178V202H177ZM188 204H189V202H188ZM194 204H195V203H194ZM202 204H203V203H202ZM202 204H201V205H202ZM214 204H215V203H214ZM219 204H220V203H219ZM53 205H54V206H53ZM95 205H98V204H95ZM108 205H109V207H108ZM119 205H120V204H119ZM137 205H138V204H137ZM141 205H142V204H141ZM143 205H142V206H143ZM169 205H170V204L166 205V206H167L166 208H169V209H170L171 205H170V207H168ZM190 205L193 206L192 204H190ZM196 205H197V204H196ZM196 205H195V206H196ZM206 205H207V209H208V206L210 205V203H208V204H206ZM221 205H222V204H221ZM221 205H220V206H221ZM231 205H232V203H231ZM261 205H262V204H261ZM14 206H15V205H14ZM17 206H20V205H17ZM98 206H99V205H98ZM121 206H122V205H121ZM121 206H120V208H121ZM144 206H143V207H144ZM164 206H163V207H164ZM178 206H179V205H178ZM178 206H177V207H178ZM191 206H190V209H193L194 207H191ZM202 206H203V205H202ZM204 206H205V205H204ZM220 206H219V207H220ZM235 206H236V209H237V204H235ZM262 206H263V205H262ZM29 207H28V208H27V207H24V208L29 209ZM34 207H32V209H31L33 212H31L30 209L27 210L28 213H30V212H31V213L28 214V218H27V219L30 220V221L26 220L27 223H28V224L25 223V224H26V227H27V225H29V223H31V220H32V221H33V219H34V221L36 220L35 218H36L37 216L34 217V215H35L34 211H36L37 209H36V208L34 209ZM43 207H44V208H43ZM51 207H52L53 209H52ZM58 207H59V208H58ZM63 207H62V209H63ZM75 207H76V208H75ZM95 207H96V206H93V208H94V211H93V212H95V209H96ZM107 207H108V208H107ZM124 207H125V206H124ZM147 207H146V208H147ZM177 207H176V208H177ZM186 207H187V206H186ZM198 207H199V206H198ZM198 207H197V208H198ZM216 207H218V206H216ZM239 207H240V206H239ZM41 208H42L43 211H40ZM55 208H56V209H55ZM97 208L100 209V207H97ZM114 208H115V207H114ZM136 208H137V210H138V207H136ZM139 208H140V207H139ZM141 208H142V207H141ZM159 208H160V206H159ZM179 208H180V207H179ZM187 208H188V207H187ZM197 208H195V209L198 210ZM199 208H201V207H199ZM202 208H203V207H202ZM211 208H212V205H211ZM213 208L215 209V206H214ZM233 208H235V207H233ZM33 209H34V210H33ZM57 209H58V210H57ZM116 209H117V207H116ZM116 209H114V210H116ZM121 209H122V211H123V210L126 209V207H125V208H121ZM121 209H120V210H121ZM156 209H157V207H156ZM156 209H155V210H156ZM164 209H165V208H164ZM172 209H173V208H172ZM172 209H170V210L172 211ZM190 209H188V210H190ZM205 209H206V208H205ZM216 209H217V208H216ZM231 209H232V208H230V210H231ZM240 209H241V208H240ZM253 209H254V208H253ZM253 209H252V210H253ZM92 210H93V209H92ZM135 210H136V209H135ZM140 210H141V209H140ZM144 210H145V208H144ZM149 210H150V208H149ZM151 210H152V208H151ZM166 210H167V209H166ZM174 210H175V208H174ZM174 210H173V211H174ZM179 210H180V209H179ZM179 210H178V212H179ZM196 210H195V211H196ZM201 210H202V209H201ZM201 210H200V211H201ZM203 210H204V209H203ZM218 210H219V209H218ZM230 210H229V211H230ZM238 210H239V208H238ZM254 210H255V209H254ZM263 210H264V209H263ZM107 211H106V212H107ZM122 211H121V212H122ZM146 211H148V210H146ZM171 211H170L169 213H171ZM192 211H194V210H192ZM192 211H189V212H192ZM206 211H207V210H206ZM227 211H228V210H227ZM233 211H234V210H233ZM250 211H251V210H250ZM40 212H41V213H40ZM61 212H62V210H61ZM61 212H59V213H61ZM96 212H97V211H96ZM137 212H138V211H137ZM143 212H144V211H143ZM143 212H142V213H143ZM153 212H154V211H153ZM153 212L151 211V213H153ZM167 212H168V211H167ZM174 212H175V211H174ZM197 212H198V211H197ZM197 212H196V213H197ZM208 212L210 213V211H208ZM235 212H236V211H235ZM36 213H38V212H36ZM77 213H78V211L76 212V214H77ZM115 213H117V212H115ZM145 213H146V212H145ZM160 213L162 214L161 210H160ZM179 213H182V212L180 211ZM233 213H234V212H233ZM43 214H42V215H43ZM72 214H73V215H72ZM125 214H126V211H125ZM147 214H148V212H147ZM155 214H156V212H155ZM166 214H167V213H166ZM182 214H183V213H182ZM187 214L190 215L189 213H187ZM253 214H254V213H253ZM256 214H257V213H256ZM256 214H255V216H256ZM30 215H32V216H30ZM37 215H38V214H37ZM39 215H38V216H39ZM140 215H141V214H140ZM142 215H143V214H142ZM150 215H151V214H150ZM158 215H159V214H157V216H158ZM188 215H187V216H188ZM62 216H63V215H62ZM116 216H117V217H116ZM135 216H136V215H135ZM145 216H146V214H145ZM177 216H178V214H177ZM182 216H183V215H182ZM192 216H193V214H192ZM252 216H253V215H252ZM257 216H258V214H257ZM30 217H31V218H30ZM39 217H40V216H39ZM64 217H65V216H63V218H64ZM114 217H115V218H114ZM122 217H123V216H122ZM153 217L155 218V216H153ZM153 217H150V218L147 217L148 219L146 218L145 220H141V222H136V221H138V220H134V219H133V220H134V223H133V221H132L131 223H128V221H125V218H124V217L122 218V220H123L122 223H124V224L121 223V226H119V227H123L125 224H128V225L130 226L129 228H130V230H131L130 232H128V234L130 233L129 235L125 232V230H123V231H122V230H119V231H118V234H121V235H122V237H120V236H121V235H120V236H118V238H120V239H124V241H123L122 243L119 242V243L121 244V246H120V244L118 245V247H120V251H124L123 254H125V253L127 252V250H126V249H127V246H128L130 243H137L139 240H143V239L140 237V236H141V233H140V232H141V228L144 229L143 226L148 227V225L153 224V223H154V222L152 221ZM159 217H160V216H159ZM263 217H264V216H263ZM29 218H30V219H29ZM32 218H33V219H32ZM65 218H68V217L66 216ZM116 218H117V221H116ZM118 218H119V219H118ZM140 218H141V217H140ZM188 218H190V217H188ZM191 218H192V217H191ZM193 218H194V217H193ZM253 218H254V217H253ZM256 218H257V217H256ZM100 219H101V218H100ZM114 219H115V220H114ZM142 219H143V218H142ZM186 219H187V218H186ZM207 219H208V218H207ZM64 220H65V219H64ZM73 220H74V219H73ZM97 220H98V219H97ZM103 220H104V219H103ZM118 220H120V221L118 222ZM182 220H183V219H182ZM187 220H188V219H187ZM187 220H186V221H187ZM191 220H192V219H191ZM191 220H190V221L188 220V222H191ZM204 220H205V219H203V221H204ZM208 220H209V219H208ZM253 220H254V219H253ZM256 220H257V219H256ZM259 220H260V219H259ZM66 221H67V220H66ZM66 221H65V222H66ZM105 221H106V220H105ZM113 221L115 222V225H114V226L112 225V224H114ZM124 221L127 222V223H125ZM130 221H131V220H130ZM175 221H176V220H175ZM175 221H172V223H171V221H170V223L173 224ZM194 221H197V219L194 220ZM201 221H202V220H201ZM243 221H244V220H243ZM245 221H246V220H245ZM75 222H76V221H75ZM99 222H100V221H99ZM112 222H113V223H112ZM152 222H153V223H152ZM199 222H200V221H199ZM205 222H206V221H205ZM232 222H233V220H232ZM257 222H259V221H257ZM32 223H34V222H32ZM32 223H31L30 225H32ZM73 223H74V222H73ZM182 223H183V222H182ZM201 223H202V222H201ZM201 223H198V224H201ZM210 223H211V222H210ZM242 223H243V222H242ZM260 223H261V222H260ZM34 224H35L34 226H31V230H30V225L28 226L29 229L27 228V229H28L27 231H30L29 233H28V232H27V233L29 234V236H31V237H28V238H29V241H30L31 243H33V241H34L35 243H37V242L39 243V241H40V242L44 245V244H45V243H44V239L46 240L47 237H45L44 234H43V237H42L40 234L38 235V233H37V232H38V231H37V228H38L39 226H41V227L39 228L40 230L45 229V226H47V224H46V225L44 224L45 226H43V224H42V225H38L37 223H34ZM71 224H72V223H71ZM75 224L77 225V222H76ZM75 224H74V225H75ZM119 224H120V223H119ZM119 224H118V225H119ZM168 224H169V223H167V225H168ZM190 224H191V223H190ZM196 224H197V223H196ZM202 224H204V223H202ZM202 224H201V226H202ZM36 225H37V227L35 228ZM72 225H73V224H72ZM72 225H71V228H74V227H72ZM122 225H123V226H122ZM131 225H132V226H135V227H133V228H136V227H138V226H139V227L142 226V227L140 228V232L138 233V235L140 234L139 236L137 235V233L134 232L135 229H133V228L131 229V227H132ZM204 225H205V224H204ZM207 225H208V224H206V226H203V227H207ZM236 225H237V224H236ZM241 225H242V224H241ZM241 225H239L238 227H240ZM258 225H259V224H258ZM260 225H263V224L261 223ZM66 226H67V225H66ZM69 226H70V225H69ZM171 226H172V225H171ZM189 226H190V225H189ZM201 226H199V227H201ZM209 226H210V225H209ZM209 226H208V227H209ZM253 226H255V225H253ZM43 227H44V228H43ZM139 227H138V228H139ZM193 227H194V226H193ZM234 227H235V226H234ZM236 227H237V226H236ZM241 227H242V226H241ZM246 227H248V226H246ZM251 227H252V226H251ZM251 227H250V228H251ZM261 227H262V226H260V228H261ZM34 228H35V232H36V235H35V236H34V233H33V231H34L33 229H34ZM76 228H77V227L75 226V229H76ZM210 228H211V227H210ZM248 228H249V227H248ZM255 228H256V226H255ZM0 229H1V228H0ZM46 229H47V227H46ZM145 229H146V228H145ZM159 229H160V228H159ZM165 229H166V227H165ZM167 229H169V227H168ZM172 229H173V228H172ZM240 229L243 230V227L240 228ZM251 229H252L251 231H253L254 228L252 227ZM258 229H259V228H258ZM261 229H262V228H261ZM261 229H260V230H261ZM263 229H264V228H263ZM64 230H65V229H63L62 232H65V233L67 234V231H64ZM68 230H70V227H69ZM133 230H134V231H133ZM138 230H139V229H138ZM146 230H147V229H146ZM161 230H162V229H161ZM173 230H174V229H173ZM234 230H235V229H234ZM248 230H249V229H248ZM43 231H44V230H43ZM132 231H133V233H132ZM136 231H137V229H136ZM143 231H144V230H143ZM159 231H160V230H159ZM163 231H165V230H163ZM163 231H162V232H163ZM168 231H169V230H168ZM232 231H233V230H232ZM244 231H245V230H244ZM251 231H249V232L251 233ZM261 231H262V230H261ZM261 231H260V232H261ZM72 232H73V231L71 230V233H72ZM116 232H117V231L115 230V233H116ZM120 232H121V233H120ZM176 232H177V231H176ZM218 232H219V231H218ZM220 232H221V231H220ZM241 232H242V231H241ZM241 232H240V233H241ZM253 232H254V231H253ZM260 232H258V233H260ZM262 232H264V231H262ZM30 233H32V234L30 235ZM39 233H40V231H39ZM122 233H124V234H122ZM131 233H132L133 235H131ZM134 233L138 236V237L135 236V237L137 238V240H138V241L135 240L136 242H133V241H134V238H135V237H134V235H135ZM166 233H167V232H166ZM213 233H214V232H213ZM215 233H216V232H215ZM236 233H237V232H236ZM250 233H249V234H250ZM256 233H257V232H256ZM69 234H70V233H68V235H66V237L64 236V238H61V239L59 238V240H56V241L54 240V239H56V238H54V239H53L54 242H51V243H50V241H53V240H51L50 238H49V240H47V241H48L47 243H48L49 246L46 247V246L44 245V246L46 247V251H45V249H44L43 251H45V253H46L47 251L50 252V253H46V254H44V253L41 251L42 253H40V256L42 255V256H44L43 258H45V259L43 260V258L41 257V258H42V263H41V264H48L47 261L50 262V260H53L52 263L56 261L54 264H102V263H103L102 258H103L105 255L102 257V254L100 255L98 252H96V253H98V254H91L92 252H91V253H90V252L88 253V250H89V249L86 250V248H87L86 245H88V241H89V240L86 242V245H84V242H83V244H79L80 241L77 240V238L73 235V233H72V235H69ZM168 234H170V233H168ZM175 234H176V233H175ZM175 234H173V235H174L173 238L176 237ZM177 234H178V233H177ZM222 234H223V233H222ZM222 234H221V235H222ZM230 234H231V233H230ZM234 234H235V233H234ZM246 234H247V233H246ZM254 234H255V233H254ZM37 235H38L40 238H38L39 240L36 241L35 239L37 238ZM153 235H154V234H153ZM156 235H158V231H157V234H156ZM165 235H166V234H165ZM171 235H172V234H171ZM179 235L181 236V235H183V234H179ZM212 235H213V234H212ZM216 235H217V234H216ZM240 235H241V234H240ZM243 235H245V233H244ZM255 235H256V234H255ZM128 236H129V237H128ZM130 236H131V237H130ZM159 236H160V237H159ZM177 236H178V235H177ZM184 236H185V235H184ZM184 236H183V237H184ZM205 236L208 237L207 234H206ZM210 236H211V235H210ZM210 236H209V237H210ZM213 236H215V235H213ZM213 236H212V238H213ZM238 236H239V235H238ZM238 236H237V237H238ZM247 236H248V235H247ZM250 236L253 237L252 233H251ZM258 236H259V237H258ZM32 237H34L33 241L31 240ZM154 237H156V236H153V238H152L153 241H155V240L157 239V241H155V243L158 242V240H159L160 244H161V245L163 244V241L160 240L159 238L164 239V238H163L164 235H163V237H162L161 233H159V235L155 238V240H154ZM170 237H171V236H170ZM181 237H182V236H181ZM194 237H195V236H194ZM221 237H222V236H221ZM231 237H232V236H231ZM240 237H241V236H240ZM243 237H244V236H243ZM263 237H264V235H263ZM26 238H27V235H26ZM26 238H25V239H26ZM28 238H27V239H28ZM41 238H43V239H41ZM89 238H90V237H89ZM91 238H92V237H91ZM99 238H100V236H99ZM136 238H135V239H136ZM139 238H141V239H139ZM168 238H169V237H168ZM178 238H179V236H178ZM187 238H189V237H187ZM253 238H255V239H253ZM253 238L250 237V239H251V240H250V239H249V236H248V237H247V240H246V239H245V240H246V241H250L251 243H253V242H252V239H253V241H255L257 238H259V239H257V240H261V236H260V235H257V237L255 236V237H253ZM27 239H26V240H27ZM40 239H41V240H40ZM92 239H93V238H92ZM92 239H91V240H92ZM170 239H171V238H170ZM175 239L177 240V238H175ZM182 239H183V238H182ZM191 239H192V237L190 238V242H191ZM201 239H202V238H201ZM237 239H239V238H237ZM241 239H242V238H241ZM248 239H249V240H248ZM102 240H103V238H102ZM179 240H180V239H179ZM198 240H199V239H198ZM207 240H208V239H207ZM214 240H215V238H214ZM243 240H244V238H243L242 240H240V243H241V244L243 243V242H242ZM27 241H28V240H27ZM27 241H26V244H25V240H24V244H23V245H24L25 247H24L23 249H21V247H20V245H19L18 243H17V244L15 243L16 246H15V244H13V245H14L13 252H12V249H11V254H12L13 256L10 255V257L12 258V259H11L12 261L10 260V263H11V264H22L23 262H21V261H24V262H25L26 259H27V260L29 259L28 257H29L30 255H27L28 253L25 254V255L27 256V258H25V256H23L24 253H21V250H24V249H26V247H28L27 244L29 243V241H28V242H27ZM78 241H79V243H78ZM93 241H100V239H98V237H96V239H93ZM161 241H162V242H161ZM164 241H165V240H164ZM167 241H168V240H167ZM186 241L188 242L187 239H186ZM193 241H194V240H193ZM212 241H213V239H212ZM231 241H232V240H231ZM14 242H15V241H14ZM159 242H158L157 244L160 246ZM171 242H172V241H171ZM175 242H176V241L174 240V243H175ZM197 242H198V241H197ZM206 242H207V241H206ZM214 242H215V241H214ZM214 242H213V243H214ZM220 242H221V241H220ZM223 242H224V241H223ZM256 242H257V241H256ZM256 242H255V243H256ZM31 243H30L29 245H31ZM35 243H34V244H35ZM58 243H60V245H58ZM81 243H82V242H81ZM194 243H195V241H194ZM199 243H201V242L199 241ZM217 243H218V242H217ZM221 243H222V242H221ZM240 243H239V244H240ZM152 244H153V243H152ZM164 244H165V243H164ZM211 244H212V243H210V245H211ZM241 244H240V246H241ZM246 244H247V243H246ZM248 244H249V243H248ZM256 244H259V243L257 242ZM256 244H254L255 246H253V245H251V246H253V247L256 248V247H257ZM17 245H19V246H17ZM26 245H27V246H26ZM133 245H134V244H133ZM154 245H155V244H154ZM188 245H189V244H187V247H189ZM221 245H223V244H221ZM31 246H32V245H31ZM59 246H60V247L62 246V248H60L61 250L58 249V250H59V251H58V250H57V247L59 248ZM155 246H156V245H155ZM216 246H218V245H216ZM243 246H244V245H243ZM243 246H242V247H243ZM251 246L249 245V247H251ZM19 247H20V251L18 250ZM22 247H23V246H22ZM187 247H186V248H187ZM191 247H192V246H191ZM191 247H189V248H191ZM198 247H199V246L197 245V249H198ZM204 247H205V246H204ZM206 247H207V246H206ZM210 247H211V246H210ZM210 247H209V248H210ZM222 247H223V246H222ZM234 247H235V246H234ZM244 247H245V246H244ZM244 247H243V248H244ZM246 247H247V246H246ZM249 247H247V249H248ZM15 248H17V249H15ZM155 248H156V247H155ZM157 248H158V246H157ZM159 248H160V247H159ZM184 248H185V247H184ZM193 248H194V247H193ZM195 248H196V247H195ZM200 248H201V247H200ZM202 248H203V247H202ZM202 248H201V249H202ZM211 248H213V247H211ZM216 248H218V247H216ZM219 248H220V245H219ZM258 248H261V247L258 246ZM258 248H256V249L254 250L253 253H255L256 250H257V254H258V253L260 252V250H259ZM42 249H43V247H42ZM63 249H64V250H63ZM123 249H124V250H123ZM161 249H162V248H161ZM187 249H188V248H187ZM201 249H200V250H201ZM223 249H224V248H223ZM238 249L240 250V252L243 251L244 253H246V250H247V249H245V251H244L243 249L241 250V247H239ZM251 249H252V248H251ZM262 249L264 250V248H262ZM158 250H159V249H157V250H155V251H152L151 253L149 252V254H148V252H147V254H146L145 256L150 255V254H151V256H153V255H155V252L157 253ZM189 250H190V249H189ZM189 250H188L187 252H189ZM194 250H195V249H194ZM204 250H205V249H204ZM204 250H203V251H204ZM219 250H220V249H219ZM232 250H233V249H232ZM15 251L17 252L16 254H15ZM18 251H19L20 254L18 253ZM53 251H54V254H53ZM184 251H186V250H184ZM195 251H196V250H195ZM217 251H218V250H217ZM247 251H248V253L250 252L249 254L251 255V253H252L251 251H253V250H247ZM258 251H259V252H258ZM108 252H110V251H108ZM159 252L161 253V251H159ZM159 252H158V255H159ZM182 252H183V251H182ZM192 252H194V251L192 250ZM211 252H213V251H211ZM211 252L209 251V253H211ZM240 252H239V253H240ZM13 253H14V254H13ZM127 253H128V252H127ZM127 253L125 254V256H127V258H128V257L130 258L131 256H133V254H132L133 252H132V251H131V253H129L130 255L127 254ZM152 253H154V254H152ZM198 253H199V252H198ZM207 253H208V252H207ZM215 253H216V252H215ZM215 253L212 254V255L217 256ZM218 253H219V252H218ZM218 253H217V254H218ZM221 253H223V252H221ZM221 253H219V255H220ZM239 253H238V255H237V252H236V254H235V253H233V254H234V256L237 258L236 260H238V262L241 263V264H246V263L249 264L248 262H252V260L255 258V257H254V258L251 257V258H252L251 260H250V258H249V259H244V258L242 257V256L244 255V253H243V254H242V252H241V254H239ZM253 253H252V255H253ZM43 254H44V255H43ZM190 254H191V253H190ZM204 254H205V253H204ZM228 254H229V253H228ZM231 254H232V253H231ZM257 254H256V255H253V256H256V257H257ZM259 254H260V253H259ZM156 255H157V254H156ZM156 255H155V257H153V260H151L152 262H151V261H150V262H148V261H142V262H139L138 264H158V263H160V262L163 260V257H161L162 259L159 260V258H160L159 256H160V255H159V256H158V255L156 256ZM208 255H211V254H208ZM212 255H211V256H212ZM240 255H241V256H240ZM21 256H22V258H21ZM161 256H162V255H161ZM196 256H198V255H196ZM196 256H195V257H196ZM211 256H210V257H211ZM238 256H239L240 258H238ZM0 257H2L1 254H0ZM121 257H122V256H121ZM156 257L158 258L159 262H158V260H156V259H155V261H154V258H156ZM235 257H234V258H235ZM244 257H245V256H244ZM260 257H262V256L260 255ZM260 257H259V255H258V258H257V259L255 258L257 261H255V259H254V263L252 262V263H250V264H264V259H263V258L260 259ZM48 258H49V260H48ZM54 258H55V261H54ZM123 258H124V257H123ZM123 258H122V260H124ZM164 258H165V257H164ZM200 258H202V257L200 256ZM225 258H226V257H225ZM232 258H233V255H232ZM14 259H15V260H14ZM21 259H22V260H21ZM103 259H104V258H103ZM202 259H203V258H202ZM208 259H210V258H208ZM218 259H219V258H218ZM226 259H227V258H226ZM241 259H242V261H241ZM13 260H14V261H13ZM100 260L102 261L101 263H100ZM223 260H224V259H223ZM244 260H246V261H244ZM249 260H250V261H249ZM104 261H105V260H104ZM200 261H201V260H200ZM243 261H244V262H243ZM247 261H248V262H247ZM108 262H111V261L108 260ZM162 262H163V263H161V264H164V260H163ZM175 262H176V261H174V263H175ZM234 262H235V261H234ZM234 262H233V263H234ZM242 262H243V263H242ZM174 263H173V264H174ZM178 263H179V262H178ZM0 264H4V263H3V262H0ZM23 264H26V262L23 263ZM106 264H107V263H106ZM108 264H117V263H116L115 261H114V262L112 261L111 263H108ZM121 264H122V263H121ZM135 264H137V263H135ZM234 264H235V263H234Z\"/></svg>",
    "mask_w": 264,
    "mask_h": 264
}]
</instances>
